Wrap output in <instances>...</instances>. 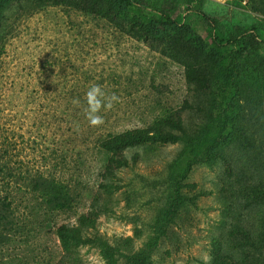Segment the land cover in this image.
Masks as SVG:
<instances>
[{
	"label": "rangeland",
	"instance_id": "rangeland-1",
	"mask_svg": "<svg viewBox=\"0 0 264 264\" xmlns=\"http://www.w3.org/2000/svg\"><path fill=\"white\" fill-rule=\"evenodd\" d=\"M137 1L151 15L165 0ZM169 2L171 33L191 50L200 48L204 69L218 75L214 85L223 82L221 67L233 70L224 92L214 85L195 91L165 43L139 40L74 0L3 6L0 152L17 171L55 179L72 199L68 210L45 214L17 180L12 193L25 200L19 211L31 229L15 248L24 264H111L108 247L117 264L143 253L150 264H205L209 257L215 264L218 254L264 264V198L253 193L264 188V0ZM94 84L119 97L101 110L99 127L89 125L84 111ZM170 112L183 117L180 140L129 146L122 163L108 165L111 153L101 138L147 127ZM207 131L225 142L214 162H192L183 178L194 155L187 148ZM82 215L80 236L63 248L57 227L79 226Z\"/></svg>",
	"mask_w": 264,
	"mask_h": 264
},
{
	"label": "trees",
	"instance_id": "trees-1",
	"mask_svg": "<svg viewBox=\"0 0 264 264\" xmlns=\"http://www.w3.org/2000/svg\"><path fill=\"white\" fill-rule=\"evenodd\" d=\"M10 0H0V14L4 5ZM169 0H165L155 7V12L151 15L144 14L142 4L137 0H74L77 8L88 14L103 17L110 23L116 24L126 33L139 40H160L165 43L173 55L182 60L186 66V79L195 91H207L212 89V85L217 82L214 79L216 75L211 70H205L208 67L201 60L202 52L199 47L191 50V45L183 38L171 33L174 29L175 21L171 17V5ZM209 20L208 17H206ZM147 19V20H145ZM126 21V23H124ZM237 42V38L235 39ZM227 66L219 69V76L223 82L217 85L219 94L227 90L232 84L231 72ZM239 94V93H238ZM237 94V96H238ZM230 97H234L230 95ZM226 98V95L224 96ZM232 109L234 104H228ZM190 103L185 101L184 107H190ZM230 114L224 116L226 120ZM243 131V130H242ZM185 135L183 117L179 112L167 113L160 120L155 121L147 127L130 128L117 134H108L100 139L99 145L102 149L110 152L108 165L112 168L124 161L123 150L146 141H178ZM245 145L253 146L250 137L242 133ZM221 136H213L207 131L204 136L194 142L187 148L188 152L194 153L191 160L188 161L186 169L180 174L183 178L189 170L191 163L196 161L214 162L217 154L215 149L224 143ZM204 145V149L200 148ZM207 145V146H205ZM186 150V151H187ZM5 157L0 152V264H24L27 261L19 258L15 248L21 244L28 231L26 216L19 211L25 207L23 197L15 196L12 192L16 186L17 180L35 196L45 214L55 211H66L71 208V195L67 189L53 178H48L43 173H32L30 171H19L18 168H11ZM176 183H179L177 178ZM22 184H18L20 187ZM12 188V189H11ZM15 190V189H14ZM255 196L264 198V188L256 186L253 188ZM19 201V202H18ZM22 204V205H21ZM87 215L80 217V225L73 226L61 224L56 229V234L61 241L63 248L69 247L71 238L80 236L81 227L84 225ZM111 258V264H117L118 260L114 258L112 247L106 250ZM107 256V257H108ZM130 264H150L147 254L130 255L128 257ZM249 260V259H248ZM39 264V263H37ZM40 264H51L48 260H40ZM215 264H242L231 255H217Z\"/></svg>",
	"mask_w": 264,
	"mask_h": 264
},
{
	"label": "clouds",
	"instance_id": "clouds-1",
	"mask_svg": "<svg viewBox=\"0 0 264 264\" xmlns=\"http://www.w3.org/2000/svg\"><path fill=\"white\" fill-rule=\"evenodd\" d=\"M86 108L85 116L92 127H99L104 123L100 115L101 110H110L115 103L119 102V97L115 94L107 95L102 87L94 84L85 93ZM73 104L79 105V100L74 99ZM205 264H210V257L205 259Z\"/></svg>",
	"mask_w": 264,
	"mask_h": 264
}]
</instances>
